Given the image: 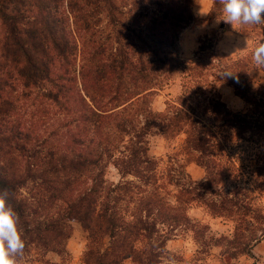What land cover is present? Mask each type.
Here are the masks:
<instances>
[{
	"label": "trees",
	"instance_id": "16d2710c",
	"mask_svg": "<svg viewBox=\"0 0 264 264\" xmlns=\"http://www.w3.org/2000/svg\"><path fill=\"white\" fill-rule=\"evenodd\" d=\"M212 2L209 15L220 14ZM193 3L0 0V189L19 216L24 256L65 253L77 223L89 239L83 264L159 263V226L185 216L157 194L143 197L157 182L148 137L183 133L184 148L198 154L214 144L182 104L171 119L137 105L183 67L179 35L194 21ZM234 71L223 69L233 74L223 79L255 112L226 111L224 123L238 137L264 132V98L253 101L247 76ZM109 165L138 182L109 183Z\"/></svg>",
	"mask_w": 264,
	"mask_h": 264
},
{
	"label": "rangeland",
	"instance_id": "374dc122",
	"mask_svg": "<svg viewBox=\"0 0 264 264\" xmlns=\"http://www.w3.org/2000/svg\"><path fill=\"white\" fill-rule=\"evenodd\" d=\"M212 8V0H194V21L179 35L178 56L183 67L148 95L145 104L144 100L137 105L171 119L175 107L182 104L214 144L209 152L198 154L184 148L183 133L148 137L149 155L158 164L157 182L143 197L157 194L185 216L176 227L159 226L166 241L158 264L169 259L175 264H264V132L238 137L224 123L226 111L251 114L255 109L235 94L221 74L223 69H232L239 80L247 76L244 83L253 101L264 98V66L255 65L252 59L255 47L264 42V29L233 27L223 21V8L210 16ZM205 37L212 39L211 46L198 52ZM181 96L184 98L179 100ZM197 159L206 164V170ZM106 180L114 185L138 182L132 176L121 179L112 165ZM70 226L65 253L32 250L20 264H83L88 236L80 224ZM98 247H102L100 242ZM123 264L134 263L127 260Z\"/></svg>",
	"mask_w": 264,
	"mask_h": 264
},
{
	"label": "clouds",
	"instance_id": "9594fccd",
	"mask_svg": "<svg viewBox=\"0 0 264 264\" xmlns=\"http://www.w3.org/2000/svg\"><path fill=\"white\" fill-rule=\"evenodd\" d=\"M223 21L236 25L264 24V0H220ZM252 59L257 66H264V42L254 49ZM232 76L231 72L223 73ZM9 192L0 189V264H20L24 256L25 242L18 227L19 216L9 205ZM164 264H175L165 260Z\"/></svg>",
	"mask_w": 264,
	"mask_h": 264
}]
</instances>
